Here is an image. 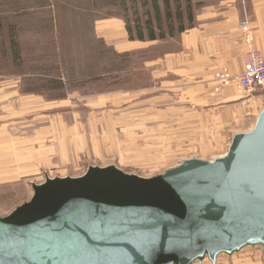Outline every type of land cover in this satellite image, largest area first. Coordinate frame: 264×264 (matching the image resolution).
<instances>
[{
  "label": "rangeland",
  "instance_id": "obj_1",
  "mask_svg": "<svg viewBox=\"0 0 264 264\" xmlns=\"http://www.w3.org/2000/svg\"><path fill=\"white\" fill-rule=\"evenodd\" d=\"M191 4L198 10L203 2ZM127 6L126 16L133 19ZM181 7L184 11V0ZM136 9L140 16L146 10ZM114 10L122 14L104 0H0V216L27 203L33 186L46 180L80 177L92 167L156 177L183 160L224 156L234 134L254 127L264 108V90L239 94L250 99L245 104L239 100L230 108L202 110L168 89L174 75L153 79L146 59L176 50L170 42L176 35L127 52V57L118 53L111 70L113 58L102 54V40L93 28ZM8 25L15 26L16 59ZM106 72L111 73L98 82L86 77ZM57 79L66 92L54 89ZM114 92L124 102L118 110L92 116L80 112L78 117L68 112L80 110L86 97ZM62 93L64 99L53 98ZM217 258L220 264H264V245H247ZM198 261L210 264L206 256L192 264Z\"/></svg>",
  "mask_w": 264,
  "mask_h": 264
},
{
  "label": "water",
  "instance_id": "obj_2",
  "mask_svg": "<svg viewBox=\"0 0 264 264\" xmlns=\"http://www.w3.org/2000/svg\"><path fill=\"white\" fill-rule=\"evenodd\" d=\"M0 216V264H192L264 245V108L224 156L152 178L117 167L32 188Z\"/></svg>",
  "mask_w": 264,
  "mask_h": 264
},
{
  "label": "crops",
  "instance_id": "obj_3",
  "mask_svg": "<svg viewBox=\"0 0 264 264\" xmlns=\"http://www.w3.org/2000/svg\"><path fill=\"white\" fill-rule=\"evenodd\" d=\"M196 1L203 4L193 10L192 24L186 25V30L170 41L177 44V49L155 59H146L145 67L151 71L153 79L161 76L165 81L174 75L176 81L169 82L168 89L178 90L180 99L185 96V101L193 108H230L239 100H244L241 104L248 103L250 99L245 101L239 96L233 82L243 73L242 56L246 49L239 22L245 18L249 20L253 47L264 55V0ZM93 32L96 38L120 54L157 44V41H130L124 22L118 17L97 20ZM123 103L122 96L115 92L103 97L89 96L80 110L70 108L68 112L73 117H78L80 112L92 116L103 109L118 110ZM230 113L227 112L229 116ZM197 264L205 263L198 261ZM210 264H220V260L216 258Z\"/></svg>",
  "mask_w": 264,
  "mask_h": 264
},
{
  "label": "trees",
  "instance_id": "obj_4",
  "mask_svg": "<svg viewBox=\"0 0 264 264\" xmlns=\"http://www.w3.org/2000/svg\"><path fill=\"white\" fill-rule=\"evenodd\" d=\"M108 3L109 7H115L120 10L122 14H119L117 11H113L104 15V18H112L118 17L123 20L125 24V31L128 33V39L130 41H157L163 40L167 37L172 38L178 33L184 32L186 29V25H191L193 22V10H192V0H184L185 9L182 10V0H104ZM127 3L131 4L132 17H127V11L129 6ZM139 8L146 9L141 16L138 14V10L136 6ZM173 5V10H172ZM145 17V18H142ZM176 23V24H175ZM187 23V24H186ZM1 27V26H0ZM15 26L8 25L7 34L9 37V46L12 49V54L14 59L18 58V49L17 43L15 41ZM100 41V40H99ZM101 42V41H100ZM104 50H102V54L105 53L111 56V65L110 68L113 70L115 64L114 59L119 58L120 54H118L114 49L106 46L103 41L101 42ZM122 57H127L128 53H124L121 55ZM91 69V68H90ZM111 72H106L98 75H89L86 76L91 81L98 82L99 80L104 79L107 74ZM92 74V72L90 73ZM106 75V76H105ZM54 89L60 90L62 92L65 91V84L62 80L57 79L54 82ZM31 92V90H28ZM66 94L62 93L60 95H55L54 99H64Z\"/></svg>",
  "mask_w": 264,
  "mask_h": 264
},
{
  "label": "built area",
  "instance_id": "obj_5",
  "mask_svg": "<svg viewBox=\"0 0 264 264\" xmlns=\"http://www.w3.org/2000/svg\"><path fill=\"white\" fill-rule=\"evenodd\" d=\"M242 40L246 49L243 53V73L233 82L238 93L248 97L257 91L264 90V55L253 47V35L247 18L239 22Z\"/></svg>",
  "mask_w": 264,
  "mask_h": 264
}]
</instances>
